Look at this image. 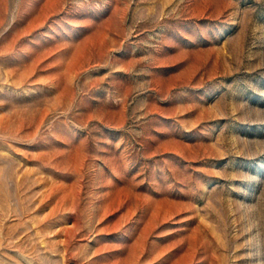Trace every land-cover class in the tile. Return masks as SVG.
Masks as SVG:
<instances>
[{"label": "rangeland", "instance_id": "obj_1", "mask_svg": "<svg viewBox=\"0 0 264 264\" xmlns=\"http://www.w3.org/2000/svg\"><path fill=\"white\" fill-rule=\"evenodd\" d=\"M0 264H264V0H0Z\"/></svg>", "mask_w": 264, "mask_h": 264}]
</instances>
